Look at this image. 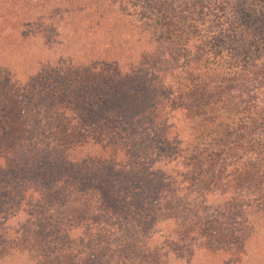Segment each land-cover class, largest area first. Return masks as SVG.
<instances>
[{
  "label": "trees",
  "instance_id": "obj_1",
  "mask_svg": "<svg viewBox=\"0 0 264 264\" xmlns=\"http://www.w3.org/2000/svg\"><path fill=\"white\" fill-rule=\"evenodd\" d=\"M136 1L0 0V84L31 107L23 135L0 141V264L250 262L264 204L233 194L243 158L215 159L194 121L212 95L260 89L264 56L186 94L196 4Z\"/></svg>",
  "mask_w": 264,
  "mask_h": 264
},
{
  "label": "rangeland",
  "instance_id": "obj_2",
  "mask_svg": "<svg viewBox=\"0 0 264 264\" xmlns=\"http://www.w3.org/2000/svg\"><path fill=\"white\" fill-rule=\"evenodd\" d=\"M129 1L138 4L136 0ZM186 2L173 0L172 3L178 7V11H182ZM190 2L196 4V14L188 15L186 26L195 38L191 43L195 51L190 55L185 53L184 58L179 56L184 60L187 56V66L183 65L188 70L184 91L189 94L201 86L218 90L230 78L239 75L233 68L236 62H240L243 68H249L252 57L264 56V0ZM162 19L158 16L155 18L167 26L168 21ZM171 30L174 32L173 28ZM20 53L24 56L23 52ZM26 59L28 64L35 62V58L30 55ZM261 75L256 72L251 77L257 80ZM244 84L243 92L250 96L245 98L244 103L218 93L208 98L207 103L200 102L205 120L196 119L194 130L200 141L212 145L215 159H221L226 154L229 156L228 164L239 168L243 162V165L246 164L244 171L233 177L234 181L230 184L233 194L242 191L247 202L264 204V81L258 90L246 82ZM1 86L0 104L5 103V111L3 115L0 110V124L7 130V134L2 132L5 135L0 141L8 144L23 135L25 117L22 110L30 112L31 107L20 109L17 104L12 105L6 96L14 95L16 88L4 89ZM53 111L50 110L45 116H51ZM241 157L243 162L242 159L240 161ZM11 165L12 162L8 163L6 159L0 166V172ZM256 226L260 227V231H255L250 237L247 249L251 260L248 264H264V216H261V221H256Z\"/></svg>",
  "mask_w": 264,
  "mask_h": 264
}]
</instances>
